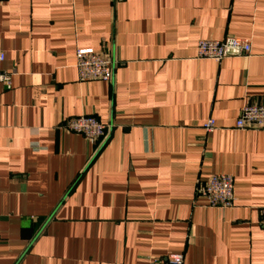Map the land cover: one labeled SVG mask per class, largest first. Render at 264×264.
<instances>
[{"label": "crops", "instance_id": "1", "mask_svg": "<svg viewBox=\"0 0 264 264\" xmlns=\"http://www.w3.org/2000/svg\"><path fill=\"white\" fill-rule=\"evenodd\" d=\"M250 37V55L197 57ZM80 48L114 60L81 80ZM0 264H264V0H0ZM108 124L96 143L72 116ZM213 118L216 128L206 131ZM234 177L209 207L198 181Z\"/></svg>", "mask_w": 264, "mask_h": 264}, {"label": "built area", "instance_id": "2", "mask_svg": "<svg viewBox=\"0 0 264 264\" xmlns=\"http://www.w3.org/2000/svg\"><path fill=\"white\" fill-rule=\"evenodd\" d=\"M252 40L250 37L226 35L222 39H201L197 44V57L221 61L225 58L250 55ZM77 71L81 80L110 81L113 74L114 60L104 51L80 48L76 53ZM6 54L0 49V85L5 88L12 86V73L2 69ZM235 126L264 130V104H246L241 109L240 117ZM65 127L74 133L84 135L90 142L96 143L103 138L108 130V124L92 114L70 117ZM203 128L212 131L216 128V121L208 119ZM197 196L205 200L209 207L228 209L235 204L234 177L227 173H216L205 181H198ZM261 221L264 225V208L261 210ZM152 264H184L182 253L171 254L167 261H154Z\"/></svg>", "mask_w": 264, "mask_h": 264}]
</instances>
